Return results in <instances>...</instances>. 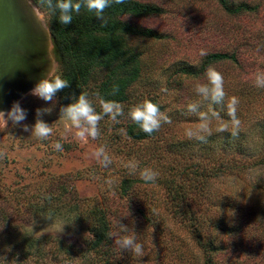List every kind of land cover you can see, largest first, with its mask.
I'll return each instance as SVG.
<instances>
[{
	"label": "rangeland",
	"instance_id": "374dc122",
	"mask_svg": "<svg viewBox=\"0 0 264 264\" xmlns=\"http://www.w3.org/2000/svg\"><path fill=\"white\" fill-rule=\"evenodd\" d=\"M147 1L159 5L163 12L159 15L132 18L130 21L141 27L155 29L165 39H126L129 47L141 52L140 75L129 89V94L142 99L152 95L160 100L162 112L170 118V122H162L160 126L163 130V142L152 140L146 144V141H123L121 128L112 131L110 126L113 127L115 123L111 118H103L99 122L100 134L97 138H80L77 136L78 130L60 114L61 108L55 97L52 102H46L30 95V91L23 94L17 101L27 110L24 123L31 126L35 122L36 109L50 107L53 109L51 114H45L42 118L49 123L53 132L47 139L41 140L25 132L22 127L6 123L0 118V152L4 153L0 157V258L5 257L8 250L5 248L9 246V239H5L7 233L14 231L33 236L51 235L73 243L77 248H84V242L88 238L87 221L68 218V203L53 198L52 204L51 199L48 200L51 207L58 205V210L62 213L60 215H52L50 211L41 212L39 215L36 212L39 202L46 196H57L62 201H70L71 193L60 194L67 187L88 202L106 199L111 213L114 239L134 235L137 243L143 246V253L138 256L129 250L122 251L115 243L119 251V264H201L202 254L194 246L191 231L168 219L163 205V189L158 184L139 183L136 195L145 199L147 206H152L159 216H165L159 224L161 229L145 225L128 200L118 197L115 185L123 176L120 165L122 154L108 140L109 134L112 138L115 137V132L122 142H126V146L131 149L138 147L143 152L145 144L148 149H152L156 143L163 147L166 141L175 140L193 149L199 146L210 147L212 153L223 151L221 159L228 158L243 168H233L219 178L210 177L202 192L205 195L202 198L196 197L190 208L202 216L201 220L224 214L227 219L234 220L235 224L242 225L243 231L240 234L244 237L242 232L249 228L246 226L247 222H252L251 218L257 215L258 219L254 223L263 220L259 229L264 233V190L261 188L264 187V89L255 87L253 83L255 74L264 72V0H247L251 5L259 3L260 6L256 12L242 15L225 12L216 0ZM35 12L41 24L46 26L44 14L37 9ZM257 48L261 50L260 53H256ZM233 51L239 55L238 63L225 62L211 67L223 75L224 91L229 93L225 97V105L233 97L238 100L236 114L240 126L237 134L231 135V118L225 119L219 114L212 119V135L205 142L188 139L187 131L195 130L200 123L197 115L188 111V106L199 103L200 111L214 110L210 102L203 100L195 91L197 83H207L206 73L199 77H184L174 74L175 69L182 64L196 68L208 53ZM49 53L50 79L56 75L58 65L52 42ZM172 78L174 82L171 81ZM244 87L248 89H242ZM238 91L247 95L242 96ZM223 124L229 126V131L216 132V128ZM225 134L230 135L229 138H224ZM57 142L62 145V150L56 149ZM101 147L113 164L103 166L98 162L95 153ZM134 158H129L128 163H137V157L136 160ZM209 164L206 163L207 166ZM158 173L160 174L159 171ZM109 180L112 181L111 184L108 183ZM229 202L231 206L228 205ZM251 211L254 214L249 217L248 213ZM247 216L249 218L245 219ZM60 221L72 222L64 226L63 232H59ZM120 223L127 227V232L121 231ZM205 226L204 224V229L207 227ZM205 231L214 235L222 246H227L216 256L218 264H253V261L260 259L257 255L253 259L246 255L247 241L240 234L234 237L216 233L210 228ZM5 259V264H15L10 260L12 257ZM66 261L59 264H80L74 259ZM0 264H4L1 259ZM44 264L57 263L45 261Z\"/></svg>",
	"mask_w": 264,
	"mask_h": 264
},
{
	"label": "trees",
	"instance_id": "16d2710c",
	"mask_svg": "<svg viewBox=\"0 0 264 264\" xmlns=\"http://www.w3.org/2000/svg\"><path fill=\"white\" fill-rule=\"evenodd\" d=\"M30 1L46 17V28L53 49L57 54L56 75L50 79L60 75L70 82V86L57 93L55 97L59 107L62 108L74 102L81 93L88 94L97 112H101L100 100L119 102L123 105L124 115L120 116L121 119L118 117L119 120L113 122L115 123L113 127L110 126L112 131L121 128L123 141L126 142L146 141V144L152 140L157 143L163 142V130L161 128L151 134L145 133L129 116L130 109L145 100L156 103L160 106L161 111L163 107L159 102L160 100L155 96L149 95L142 99L129 94V89L140 75L141 52L126 44V39L129 37L149 40L165 39V36L155 29L141 27L130 21L132 18L159 15L163 9L147 0H123V3L120 4L113 0L109 7L104 10V21L98 20L94 12H89L82 7L79 14L75 12L72 14V22L64 25L59 21L58 12L53 14L45 4L41 3V0ZM216 1L229 14L242 15L243 13L256 12L260 6L259 3L251 5L247 0ZM53 2L55 3V0ZM256 51V53L261 52L258 48ZM225 62L238 63L239 55L235 51L208 53L198 67L182 64L175 69L174 74H181L184 77L204 76L211 65ZM171 81L174 82V79L172 78ZM114 86L118 90L114 91ZM239 93L242 96L247 95V93ZM225 94L228 95L229 93ZM226 95L225 97H227ZM225 103L227 102L224 99L222 105L210 104L214 111L225 119H229ZM103 118L110 119L108 116ZM229 136L227 134L224 138H229ZM115 137L112 138L109 134L108 140H110L109 144H115L116 150L122 154L120 165L123 176L115 185L118 197L122 200H128L131 208L138 212L145 225H150L152 228L157 226L161 229L159 224L162 223L165 216H159L152 206H147L148 203L144 201L145 199L136 195L139 183L144 185L158 184L163 189V205L168 219L177 225L186 226L191 231L194 246L202 254L201 264H218L216 256L227 246H222L217 238L210 232H206L205 229L210 228L216 233L235 237L240 234V231H243L241 230L242 225L240 226V223L235 224L234 220L227 219L224 214L201 220L200 217L202 216L192 211L190 204L196 197L202 198L205 195L202 192L206 189L205 186L210 177L219 178L233 168L239 170L243 166L235 165L228 158L221 159L220 156L224 152L212 153L210 147L201 148L198 146L193 149L187 144L175 140L166 141L163 147L156 143L152 149H148L146 144H143L145 146V152H143L138 147L131 149L130 146H126V142H122L116 132ZM118 138L119 140H117ZM134 157H137L138 162L136 163L137 169L133 173L126 165L128 160ZM135 158L134 160H136ZM207 162L210 163V166L206 165ZM111 164L113 163L111 162ZM145 168H150L157 173L159 171L160 174L158 173L155 180L145 181L140 176V172ZM261 188L264 190L263 186ZM140 192L145 194L143 191ZM69 193H71L70 201H62L61 197L57 196L42 198L36 212L38 215L41 212L49 211L52 215H60L62 213L59 212L58 205L51 207L48 200L51 199L52 204L53 198L62 203H68L69 206L66 210L68 218L87 221L88 238L84 242V248H77L73 243L51 235L33 236L20 231L8 232L5 237V239H9V246L5 247L8 250L5 252V257L0 258L4 264L7 261L6 257H12L10 260L14 261L15 264H44L45 261H54L59 264L72 259L79 261L80 264H119V251L115 246L113 223L110 217V209L106 205L107 200L98 201L96 199L88 202L86 198H79L73 190L72 192L69 191L67 187H64L60 192V194ZM45 205L49 208L47 209ZM228 205L231 206V203L229 202ZM80 208L82 209L80 210ZM82 211L84 212L83 215ZM253 214L254 211H251L248 216ZM248 216L245 219H248ZM257 217L255 215L251 218L253 219L252 222H247L246 226L249 228L247 227L246 231L242 232L245 237L240 235L247 241L245 243L246 255L251 259L254 255L260 256V259L253 261V264H264V233L262 229H259L263 220L254 223V220L258 219ZM204 224L207 226L205 229ZM253 224L255 226H252ZM232 248L235 250L234 247Z\"/></svg>",
	"mask_w": 264,
	"mask_h": 264
},
{
	"label": "clouds",
	"instance_id": "9594fccd",
	"mask_svg": "<svg viewBox=\"0 0 264 264\" xmlns=\"http://www.w3.org/2000/svg\"><path fill=\"white\" fill-rule=\"evenodd\" d=\"M113 0H41L42 4H45L53 14L59 13V21L64 25H68L72 22L73 13L79 14L81 8H86L89 12H94L95 17L98 20L104 21V10L109 7ZM115 3H123V0H114ZM205 53H201L204 55ZM207 83H197L195 85L196 93L205 101H209L211 104L224 103L225 91H224V78L223 75L217 71L214 67H209L206 71ZM254 86L264 89V72H258L254 76ZM70 86V82L67 79L57 75L53 79H49L48 73L37 81L34 87L30 90V95L38 97L46 102H52L57 93L62 92ZM118 90L114 86V91ZM238 103L237 98H231L227 104L228 116L231 118L232 130L231 135L235 136L238 132L240 121L236 116V105ZM101 112H97L93 105V101L89 98L87 93H81L75 99L74 102L64 106L60 110V114L69 120L74 128H76L77 136L80 138L90 137L97 138L99 136V122L104 116H108L113 121H117V118L124 115L123 105L119 102L112 100H100ZM52 108H38L35 113V122L29 126L24 121L27 119V110L21 106L20 101H14L10 108L7 110H0V118L5 120L6 123H11L14 126L22 127L25 132H29L36 138L45 140L52 135L53 129L49 123L42 117L45 114L50 115ZM188 111L195 113L197 119L200 121L198 127L195 130H188L186 135L188 139H196L201 142H205L207 137L212 135V129L210 127L211 121L214 117H218L219 113L216 111H200L199 103H192L188 106ZM129 116L132 121L140 126V128L148 134L158 130L162 122H170V118L167 114L161 111L160 106L156 103L145 100L136 106L132 107L129 111ZM229 126L223 124L216 128V132H228ZM57 150H62V145L57 142L55 144ZM4 155L0 152V157ZM95 156L103 166H107L111 163L110 157L105 152L104 148H99ZM126 167L131 172H135L137 165L135 162H129ZM140 176L145 181L155 180L158 173L150 168H145L140 172ZM109 184L112 181H108ZM46 217L50 220L52 218L49 215ZM74 220V219H73ZM72 220V221H73ZM70 222L60 221L59 232H63L64 226L70 224ZM122 232H127L128 229L125 225L120 223ZM112 235V234H110ZM117 246L122 250H129L140 256L143 253V246L136 241L134 235H124L115 240Z\"/></svg>",
	"mask_w": 264,
	"mask_h": 264
},
{
	"label": "water",
	"instance_id": "95a60500",
	"mask_svg": "<svg viewBox=\"0 0 264 264\" xmlns=\"http://www.w3.org/2000/svg\"><path fill=\"white\" fill-rule=\"evenodd\" d=\"M30 0H0V110L51 71L48 29Z\"/></svg>",
	"mask_w": 264,
	"mask_h": 264
}]
</instances>
